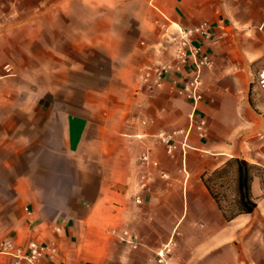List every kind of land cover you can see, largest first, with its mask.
Listing matches in <instances>:
<instances>
[{
  "label": "crops",
  "instance_id": "crops-1",
  "mask_svg": "<svg viewBox=\"0 0 264 264\" xmlns=\"http://www.w3.org/2000/svg\"><path fill=\"white\" fill-rule=\"evenodd\" d=\"M202 23L195 102L193 66L141 68ZM263 61L264 0H0V264H264ZM233 158L262 171L227 219Z\"/></svg>",
  "mask_w": 264,
  "mask_h": 264
},
{
  "label": "built area",
  "instance_id": "built-area-1",
  "mask_svg": "<svg viewBox=\"0 0 264 264\" xmlns=\"http://www.w3.org/2000/svg\"><path fill=\"white\" fill-rule=\"evenodd\" d=\"M209 27L206 23H202L194 28H178L177 47L174 52L176 58L175 66L177 68L185 66H193L195 74L185 84V93L189 99L197 102L201 98L200 86L201 74L204 68L209 67L212 63L211 57L207 52H203L201 45L197 40L209 38ZM169 69H164L157 73L161 76L162 72H167ZM259 85L264 96V69L259 75ZM143 160H148V155L143 156ZM6 248H11L8 242ZM29 253L25 257L31 261L43 257L48 251H54L47 245H41L36 241L30 242Z\"/></svg>",
  "mask_w": 264,
  "mask_h": 264
},
{
  "label": "trees",
  "instance_id": "trees-1",
  "mask_svg": "<svg viewBox=\"0 0 264 264\" xmlns=\"http://www.w3.org/2000/svg\"><path fill=\"white\" fill-rule=\"evenodd\" d=\"M261 171L262 169L260 167L244 159L233 158L223 167L203 176L205 184L218 202L227 219H232L240 213H251L255 210L257 203L252 197L251 185L255 173ZM224 177L227 180L230 179L233 181L235 191L234 199L229 201L227 207L223 205L220 191L215 187L219 180Z\"/></svg>",
  "mask_w": 264,
  "mask_h": 264
},
{
  "label": "rangeland",
  "instance_id": "rangeland-1",
  "mask_svg": "<svg viewBox=\"0 0 264 264\" xmlns=\"http://www.w3.org/2000/svg\"><path fill=\"white\" fill-rule=\"evenodd\" d=\"M138 61L140 62L142 67H144L145 64L148 62V59L146 57H139ZM175 64H176V58L173 54V60L171 62L164 63V64L159 63V64H156L154 66L147 67L145 70H143L141 68V71H142V73H144L145 77H149L152 72L158 73L164 69H171V68L175 67ZM259 67H260L261 71L264 69V61L258 63V68ZM257 83H258V87H259V93L261 94V96L264 99L263 93H262L260 85H259V71H258V75H257ZM186 97H187V95H186ZM221 183H222V185L220 186ZM215 187L218 191H220L221 200H222L223 205L225 207H227L229 201L233 200L234 196H235L233 181L230 179L227 180L226 177H224L221 180H219V182L216 184Z\"/></svg>",
  "mask_w": 264,
  "mask_h": 264
}]
</instances>
